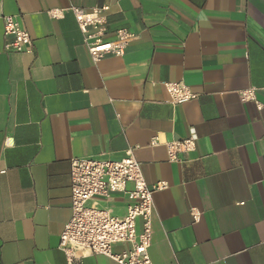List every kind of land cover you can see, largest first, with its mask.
I'll use <instances>...</instances> for the list:
<instances>
[{
  "label": "crops",
  "instance_id": "crops-1",
  "mask_svg": "<svg viewBox=\"0 0 264 264\" xmlns=\"http://www.w3.org/2000/svg\"><path fill=\"white\" fill-rule=\"evenodd\" d=\"M104 4L108 35L136 37L94 62L73 13L48 12ZM8 14L32 36L23 52L3 49ZM165 81L197 98L172 104ZM250 87L264 105V0H0V264H69L71 159L129 148L148 184H169L153 193V264H264V107L242 101ZM193 130L195 150L170 161L167 143ZM89 204L124 216L127 196Z\"/></svg>",
  "mask_w": 264,
  "mask_h": 264
},
{
  "label": "built area",
  "instance_id": "built-area-1",
  "mask_svg": "<svg viewBox=\"0 0 264 264\" xmlns=\"http://www.w3.org/2000/svg\"><path fill=\"white\" fill-rule=\"evenodd\" d=\"M68 11L73 13L94 62L107 55L123 56L136 37L127 28H118L113 35H108L109 4L89 9L79 6H71L68 10L54 8L48 14L51 18L60 19ZM3 34L6 37L3 49L7 52H23L32 47L30 32L14 15L4 16ZM164 86L172 104H184L197 98V94L183 81H165ZM240 94L243 102L254 101L259 109L264 107L257 100L255 87L244 89ZM196 140L197 134L193 130L189 137L168 142L169 160L179 161L182 155L194 151ZM157 141L155 138L152 143ZM70 164L72 216L61 232L59 244L67 262L80 264L89 255H105L118 264H153L149 253L153 236V193L165 190L168 182L148 184L132 148L119 160L74 157ZM5 172L6 169L0 168V174ZM118 193L127 196L124 216L89 204L95 197L111 200ZM191 214L195 221L200 220L198 209L193 208ZM138 221H141V228H138ZM115 244H126L127 248L116 252Z\"/></svg>",
  "mask_w": 264,
  "mask_h": 264
}]
</instances>
